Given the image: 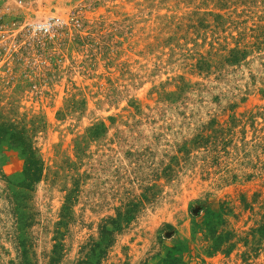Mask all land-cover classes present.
<instances>
[{"label":"rangeland","instance_id":"rangeland-1","mask_svg":"<svg viewBox=\"0 0 264 264\" xmlns=\"http://www.w3.org/2000/svg\"><path fill=\"white\" fill-rule=\"evenodd\" d=\"M263 224L264 0H0V264H264Z\"/></svg>","mask_w":264,"mask_h":264},{"label":"trees","instance_id":"trees-1","mask_svg":"<svg viewBox=\"0 0 264 264\" xmlns=\"http://www.w3.org/2000/svg\"><path fill=\"white\" fill-rule=\"evenodd\" d=\"M26 146L25 165L20 175L19 185L25 188H32L40 179L43 173V162L36 154V150L30 143L24 142ZM212 214V213H208ZM209 234H206L210 252L221 251L229 255L238 240L237 235L230 230H219L216 226L208 224ZM260 240H264V224L258 229ZM254 230H252L253 232ZM164 264H177V260L168 255L163 260ZM146 264V263H144Z\"/></svg>","mask_w":264,"mask_h":264},{"label":"built area","instance_id":"built-area-1","mask_svg":"<svg viewBox=\"0 0 264 264\" xmlns=\"http://www.w3.org/2000/svg\"><path fill=\"white\" fill-rule=\"evenodd\" d=\"M52 22L51 21H45L38 24L37 29H39V32L43 35H51L52 32Z\"/></svg>","mask_w":264,"mask_h":264}]
</instances>
